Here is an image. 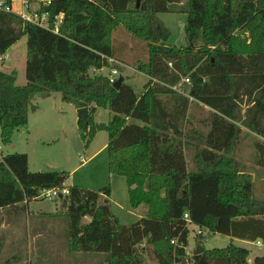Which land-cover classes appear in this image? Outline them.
Listing matches in <instances>:
<instances>
[{"label": "trees", "instance_id": "16d2710c", "mask_svg": "<svg viewBox=\"0 0 264 264\" xmlns=\"http://www.w3.org/2000/svg\"><path fill=\"white\" fill-rule=\"evenodd\" d=\"M27 2L41 5L49 27L0 10V57L27 36L28 79L20 85L15 71H0L3 142L28 125L38 108L34 95L59 92L77 109L88 107L86 119L78 114L82 138L108 132L109 171L126 178L131 206L146 205L147 212L132 224L121 223L109 205V185L98 190L65 185L69 172H32L22 152H0V209L58 188L67 216L66 251L80 254L75 264H147V246L158 264H200L201 257L207 264H264V256L250 263V251L234 242L199 255H189L185 243L190 223L185 214L199 226L198 234L204 229L264 243V200L235 158L241 125L264 138V0H142L139 6L136 0ZM159 13L187 14L185 45L167 44L172 33ZM119 26L148 45L149 56L137 70L150 79L140 92L125 77L116 89L102 72H90L109 67V58L122 63L112 39ZM186 75L187 94L179 90ZM191 98L211 108L209 129L175 132L172 125L182 126ZM98 107L112 112L108 123L93 119ZM188 148L195 151L192 170ZM257 148V163L264 166V141Z\"/></svg>", "mask_w": 264, "mask_h": 264}, {"label": "rangeland", "instance_id": "374dc122", "mask_svg": "<svg viewBox=\"0 0 264 264\" xmlns=\"http://www.w3.org/2000/svg\"><path fill=\"white\" fill-rule=\"evenodd\" d=\"M40 6L39 3H34L26 11L28 14H38L42 17L38 25L48 28V16L40 12ZM157 17L171 30L168 45L186 44L184 24L187 14L159 13ZM112 39L121 49L120 55L123 56V60L122 63L119 62L120 59L111 61L110 66L104 68L103 74L109 73L110 69L115 67L119 74L123 75L137 92H140L150 79L145 73L137 70L138 62L146 60L149 56L147 43L122 26L113 31ZM5 56L4 60L0 59V71L8 73L15 71L17 83L26 84L28 80L26 74L27 36L19 39L5 53ZM181 83L182 81L179 85ZM190 86L191 84L184 82L179 90L187 94ZM32 101L38 106L37 110L30 112L28 125L19 128L14 133L11 142H3L0 127L1 156L14 152L27 153L30 171H67L71 173L65 181L68 186L77 184L98 190L109 185L111 187L109 205L112 212L121 223L129 225L136 222L140 218V209L133 208L130 204L126 178L109 171L108 132L102 129L98 130L89 140L82 138L77 122L78 109L73 103L62 100L59 92H52L50 96L36 94ZM246 107V105L242 106V113H245ZM210 112L209 106L191 98L188 114L182 126H179V131L185 134L195 130L207 131L210 126ZM112 115L108 108L98 107L93 113V119L97 122L108 123ZM132 121L141 124L140 121ZM241 128L242 134L236 148L235 158L247 172L252 174L255 195L264 200V166L257 163V159L261 156L257 142L264 141V138L244 125H241ZM194 154L193 148L186 149V158L191 170L195 168ZM61 205L60 197L36 198L27 203H21L18 207L0 209V264L78 263L79 257L76 255L80 254H71L66 251L67 216L66 210L62 209ZM89 220L90 217L87 216L83 221L88 222ZM201 230L203 235L198 234L197 224L192 222L188 224L185 243L189 255L193 254L198 245L212 249L226 247L231 242L252 250L258 249L259 252L264 251L263 246L260 247L261 251L259 246L243 243L239 239L234 240L226 234ZM147 247L146 263L158 264L151 252V247ZM257 257L252 263L256 262ZM87 260H91V257Z\"/></svg>", "mask_w": 264, "mask_h": 264}, {"label": "built area", "instance_id": "2783aa9c", "mask_svg": "<svg viewBox=\"0 0 264 264\" xmlns=\"http://www.w3.org/2000/svg\"><path fill=\"white\" fill-rule=\"evenodd\" d=\"M21 5H22V10L18 14H20L28 22L39 24L40 23V19L42 17H39L38 14H28V12L26 10L29 9L30 5L27 2V0H21ZM0 10L6 11V12L13 11L12 0H11V3L6 2L5 0H0ZM57 30H58V23L56 24L55 31H57ZM5 58H6L5 54L0 57V59H3V60ZM111 61H114V59L113 58H109V62H111ZM169 65L172 66V63H169ZM104 68L105 67H103L102 69L92 68L90 70V72L91 73H96V72H102L103 73ZM104 75H106L110 79V81L112 83H114L120 74H119L118 69L114 67V68L110 69L109 73H106ZM182 81L191 84L189 76L184 77L182 79ZM177 87H178L177 85L173 86V88H175V89H177ZM61 192H62V194H67L69 192V190H68L67 187H63ZM58 196H59V189L58 188H49V189H43L42 191H40V193L38 194L37 198L54 199V198H56ZM185 218L191 223V219L188 216V214H185ZM198 232L200 233L201 231L199 230ZM257 244H261V241L258 240Z\"/></svg>", "mask_w": 264, "mask_h": 264}, {"label": "crops", "instance_id": "0c3cea01", "mask_svg": "<svg viewBox=\"0 0 264 264\" xmlns=\"http://www.w3.org/2000/svg\"><path fill=\"white\" fill-rule=\"evenodd\" d=\"M38 4V3H37ZM12 6H13V11L14 12H16V13H19L20 11H21V9H22V5H21V0H12ZM148 76V75H147ZM150 78V77H149ZM79 114V113H78ZM71 174V173H70ZM65 185H66V183H65ZM143 206H145V207H143ZM136 209H140V217L141 216H143V215H145L146 214V212L145 211H147V206L146 205H141V206H139L138 208H136ZM47 213V212H46ZM234 240L235 239H238V238H233ZM239 240H242V239H239ZM238 240V241H239ZM258 241V240H257ZM257 241H248V240H242V242L243 243H251V244H254V245H256V246H259V250H261L262 251V249L260 248V247H264V243H261V244H257ZM238 246H241V245H238ZM243 247V246H242ZM244 248H246V249H248L249 251H250V254H249V257H248V259H249V261H250V263H252L253 261H254V259H255V257L256 256H260V257H262V256H264V251H262V252H259L258 251V249L257 250H252L251 248H248V247H244ZM187 251H188V249H187Z\"/></svg>", "mask_w": 264, "mask_h": 264}, {"label": "water", "instance_id": "95a60500", "mask_svg": "<svg viewBox=\"0 0 264 264\" xmlns=\"http://www.w3.org/2000/svg\"><path fill=\"white\" fill-rule=\"evenodd\" d=\"M142 0H136V5L139 6V4L141 3ZM124 81V76L123 75H119L118 78L116 79V81L113 83V87L116 89H119L122 85ZM78 113L82 115V117L84 119H86L89 115V109L88 107H81L78 108ZM172 129L175 132H179V127L175 124L172 125ZM204 251V248L201 245H198L197 249L194 250L193 255H199L202 254ZM187 260L183 261L181 264H187ZM200 264H207V262L205 261V259L203 257H201L200 259Z\"/></svg>", "mask_w": 264, "mask_h": 264}]
</instances>
